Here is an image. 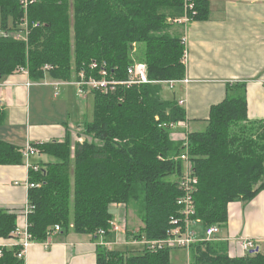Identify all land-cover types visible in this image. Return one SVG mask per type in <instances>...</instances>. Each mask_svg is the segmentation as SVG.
<instances>
[{"label": "trees", "instance_id": "trees-1", "mask_svg": "<svg viewBox=\"0 0 264 264\" xmlns=\"http://www.w3.org/2000/svg\"><path fill=\"white\" fill-rule=\"evenodd\" d=\"M26 2L25 12L23 0H0V79L20 68L33 83L78 81L81 73L99 78L98 70H90L96 61L106 64L108 79L125 81L135 46L150 81L107 94L90 91L93 119L82 130L30 143L48 158L32 164L37 172L29 170V182L39 185L28 190L27 231L34 243L45 242L56 226L57 234L99 239L104 231L105 239L118 206L142 222L126 231V240H165L182 209L184 153L197 180L193 218L201 221L200 234L211 226L226 228L230 203L247 204L264 191V119H248L245 83L227 85L225 99L210 108L202 131L188 132L187 144L181 133L159 127L186 120L176 99L162 98L158 83L185 76L183 30L175 21L209 20L210 0ZM25 22L27 41L15 40L10 33L22 31ZM5 120L0 108V127ZM23 164L21 148L0 137V166ZM17 215L0 208V239L11 237ZM0 249V264H25L17 258L20 248ZM170 250L142 246L133 253L99 245L95 264H169ZM238 254L230 255L227 241L198 242L190 247L189 264H264L263 252Z\"/></svg>", "mask_w": 264, "mask_h": 264}, {"label": "crops", "instance_id": "crops-1", "mask_svg": "<svg viewBox=\"0 0 264 264\" xmlns=\"http://www.w3.org/2000/svg\"><path fill=\"white\" fill-rule=\"evenodd\" d=\"M182 30L187 59L184 78L189 82L180 85L179 98L174 93L172 98L184 101L187 132L203 130L210 108L225 99L228 84L245 83L248 119H264V0H210L209 20L188 22ZM74 82L46 78L33 83L16 72L0 79V108L6 112L1 139L22 148L30 143L62 140L68 130H80L93 107L87 98L90 93L80 97ZM40 160L48 158H31L30 163ZM28 179L29 170L24 164L0 166V208L21 209L28 195ZM118 208L123 215L116 221L120 230L110 232L103 242L108 248L124 250L122 246L130 251L131 246L140 244H126L129 225L125 211ZM227 211L226 228L218 236L227 240L230 255L237 252L235 242L241 238L253 240L264 253V191L247 204L230 203ZM100 239L72 232L55 234L47 249L32 244L24 262L95 264Z\"/></svg>", "mask_w": 264, "mask_h": 264}, {"label": "built area", "instance_id": "built-area-1", "mask_svg": "<svg viewBox=\"0 0 264 264\" xmlns=\"http://www.w3.org/2000/svg\"><path fill=\"white\" fill-rule=\"evenodd\" d=\"M192 1V0H190ZM24 9L26 12V6L27 2L26 0H23ZM192 8V5L189 7ZM189 21L186 17L182 19H178L175 21L176 24L184 26ZM22 28V31L18 33H10V35L15 40H22L24 42L27 41V25L26 22L20 26ZM34 27H38V25H34ZM184 42V40H183ZM135 46L134 49L130 55L132 60L131 67L127 70V79L125 81H116L112 79H108L107 76V70H106V64L102 63L99 64L96 61H92L90 65V70L95 71L98 70L99 78H95L93 76L86 79L84 76V73L80 74L79 80L75 81L74 84L78 87V95L80 97L85 96L87 93H89L92 90L100 91L104 94L112 93L115 91L117 86H122L126 88H130L132 86H138L141 84H147L150 83V81L147 78L146 74V68L145 65L138 62L135 59ZM187 59H186V52H184V56L182 59V64L186 66ZM16 73L23 74L28 76V71L26 69L20 68L15 71ZM189 80L186 78H183L182 80H171V81H164V82H158L162 85H166L169 89H174L176 85H184L186 86L188 84ZM156 83V82H155ZM59 84V83H57ZM56 84V85H57ZM29 85V84H27ZM178 105L182 108L184 107V101L180 100L178 101ZM161 128L170 130L171 132H177L181 131L182 138L184 140V143L187 144V135H188V124L186 120L178 121L176 123L171 124H163L159 126ZM21 154L24 158V165L28 170L32 169L33 171L37 172L39 170V167L32 166L30 163L31 158H38L40 156L37 149L30 146V144H26L21 148ZM181 161L183 162V174L179 181V187L181 191L183 192V196L178 200V204L181 206V212L178 217L173 218L171 220L172 228L168 232L167 238L163 241H129L126 244L130 245H136L140 244L141 246H145L148 249H162V248H171V249H184L189 252L191 245L198 243V242H204V241H227L224 239L219 238V227L217 226H211L204 230V232L200 234L197 227L201 225V221L199 219H194V203H193V193L195 191V186L197 184V180L195 176L191 172V163L189 160V157L187 153H184L180 157ZM39 185L32 184L28 181L26 182V188L29 190L33 187H38ZM31 207L29 205L28 195L27 199L24 203V205L21 207L20 210H15L17 212V226L14 232L11 234L10 238L7 239H0L3 241V244H0V248H12V247H18L20 248L19 252L17 253L18 259H24L25 255L27 253L28 248L34 244V242L31 240V236L28 233V216L30 213ZM110 232H119V226L115 223V221L110 222ZM197 228V229H196ZM60 231L59 227H54L53 232L51 235L46 239L42 244L47 249L50 245L51 238L57 234ZM98 235L101 238L100 245L101 246H109L106 245L105 242H103L105 237L104 231H99ZM237 247V252L239 254H245L251 250H254L256 248L255 242L251 239H238L235 242ZM2 256V250L0 249V257Z\"/></svg>", "mask_w": 264, "mask_h": 264}, {"label": "rangeland", "instance_id": "rangeland-1", "mask_svg": "<svg viewBox=\"0 0 264 264\" xmlns=\"http://www.w3.org/2000/svg\"><path fill=\"white\" fill-rule=\"evenodd\" d=\"M179 87H180V85H176L174 87V89H169L166 85H163L162 98L164 100L172 99L173 93L178 97V95H180V92L178 91ZM87 98L89 99V101L91 102L92 107H93L92 95L87 94ZM89 113L87 114V116H89V120H87V121H91L93 119V113L90 115H89ZM204 128H205V126H204ZM81 130H82V128H81ZM75 131H77V130H75ZM75 131H74V134L76 133ZM171 134L177 136L176 133H174V132H171ZM111 213H112V216H114L115 223H116V221L119 222L121 217H123V215L121 216V209H119L118 207L113 208ZM125 217H126L128 225H129L128 228H126V229L133 231V229L137 230L139 227L142 226L141 220L139 219V217L137 216L135 211H133L132 209H130V208L126 209ZM221 229H219V233H218V235H220V236L223 234L221 232ZM141 248L142 247L140 245H137V246H131L129 249L131 252L137 253V252L141 251ZM120 249L125 250V247L121 246ZM169 264H189V252L187 250H184V249H172V250H170V252H169Z\"/></svg>", "mask_w": 264, "mask_h": 264}, {"label": "water", "instance_id": "water-1", "mask_svg": "<svg viewBox=\"0 0 264 264\" xmlns=\"http://www.w3.org/2000/svg\"><path fill=\"white\" fill-rule=\"evenodd\" d=\"M259 252L258 248H255L254 250L249 251L250 254Z\"/></svg>", "mask_w": 264, "mask_h": 264}]
</instances>
